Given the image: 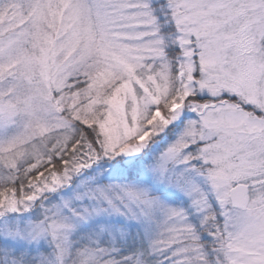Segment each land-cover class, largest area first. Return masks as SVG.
<instances>
[{"label":"snow or ice","instance_id":"6c2138e0","mask_svg":"<svg viewBox=\"0 0 264 264\" xmlns=\"http://www.w3.org/2000/svg\"><path fill=\"white\" fill-rule=\"evenodd\" d=\"M0 264H264V0H0Z\"/></svg>","mask_w":264,"mask_h":264}]
</instances>
